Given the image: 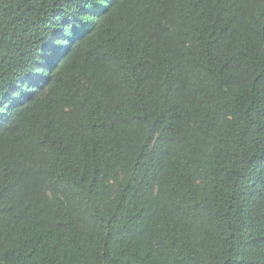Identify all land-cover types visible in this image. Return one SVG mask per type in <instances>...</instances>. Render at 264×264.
Instances as JSON below:
<instances>
[{
  "label": "trees",
  "instance_id": "obj_1",
  "mask_svg": "<svg viewBox=\"0 0 264 264\" xmlns=\"http://www.w3.org/2000/svg\"><path fill=\"white\" fill-rule=\"evenodd\" d=\"M0 264H264V0H0Z\"/></svg>",
  "mask_w": 264,
  "mask_h": 264
}]
</instances>
